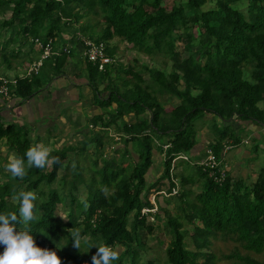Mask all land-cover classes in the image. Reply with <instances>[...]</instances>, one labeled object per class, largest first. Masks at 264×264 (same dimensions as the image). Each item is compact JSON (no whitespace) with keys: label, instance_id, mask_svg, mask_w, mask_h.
Returning a JSON list of instances; mask_svg holds the SVG:
<instances>
[{"label":"trees","instance_id":"trees-1","mask_svg":"<svg viewBox=\"0 0 264 264\" xmlns=\"http://www.w3.org/2000/svg\"><path fill=\"white\" fill-rule=\"evenodd\" d=\"M207 1L175 0L168 9L163 5L164 0H0V11L6 7L11 9V16L1 22L3 27L13 29L9 40L0 44L7 69L13 68L9 56H19L28 41L36 37L44 41L49 37L57 38L66 26L70 28L79 23L78 31L93 40L105 41L107 52L113 58H117L118 46L114 45L112 49L111 43L116 37L134 50L149 53L153 59L162 57V67L170 66V77L164 89L170 90L168 95L180 99L177 106L166 110L156 93L146 88L144 71L149 72L150 78L158 76L162 79L163 74H167L164 68L142 64L144 70V67L136 68L133 63L124 66L125 63L114 58L102 72L98 71L96 64L85 61L95 98L105 106L119 101L121 108L114 113L107 111L109 117H122L135 111L137 120L122 126L128 136L124 138L126 145L132 142L133 150L136 139L142 144L137 150L138 161L134 162L132 172L126 175L125 168L117 166L119 161L97 152L92 165L100 168L104 187L94 188L95 178L88 183L90 189L86 205L74 193L82 179H74L79 172L75 173L73 162L69 160L70 147L51 151L50 156L58 157L59 163H51L43 170L33 167L23 180L13 179L5 171L9 152L22 156L32 145L26 134L22 135V127L0 125V146L7 145L5 152L0 151V178H5L0 180V213L16 211L18 214L19 202L13 200L14 194L20 190L35 191L43 202H36L39 220L30 222L29 228L36 244L55 250L61 257V264H91L97 251L95 245L86 251L73 247L71 232L76 230L82 237L88 236L94 244L102 242L118 248L119 259L111 264H143L142 251L146 246L143 238L145 233L153 232L157 224L147 221L141 209L151 205L152 189L159 188L166 180L174 185L171 179L173 159L179 153L191 154L202 127L195 125L196 121L208 113L222 123L212 127L214 136L206 147L216 158L224 160L226 175L219 183L202 165L185 160L187 167L176 166L174 175L180 180L179 192L176 196L163 198L159 205L171 234L166 248L167 262L215 264V240L222 239L232 242L230 252L223 254V258L231 261L229 264H264V167L248 186L232 176L225 162L227 151L240 144L244 137L236 133L237 119H253L264 127V107L260 106L264 101V0H248V16L234 7L240 0H215L214 7L203 9ZM91 24L96 26V32H83V26ZM193 25L203 33L205 43L204 48L196 49H201L197 56L184 54L194 47ZM14 26H17L16 30ZM181 41L184 46L178 50L176 45ZM209 42H212L211 48H207ZM11 43H17V47L10 49ZM162 46L164 50H161ZM72 54L63 52L51 56L53 62H50L49 76L63 73V67ZM247 71L252 72V81L246 78ZM40 76L34 74L21 78L17 75V84L11 87V95L22 99L32 97L45 83ZM118 77H122V83L117 82ZM104 83H107L104 90L109 91L107 97H103V90L98 87ZM118 86L124 89V94L115 90ZM146 110L149 116L142 115ZM105 116L97 115L92 121L95 124L111 122ZM158 137L165 140L159 141ZM94 141L96 147L103 150L104 141L99 138ZM166 144L169 147L163 159L164 170L156 181L149 183L146 174L153 163L154 151L162 153ZM227 145L229 148L224 151ZM125 151L123 155L128 157L127 146ZM103 157L110 159L104 161ZM108 168H113V171L109 172ZM60 169H64L63 184L69 178L74 179L69 186L73 190L65 196L56 189L49 191L42 187L51 185L58 178ZM193 170L202 178L197 192L192 185L199 178L193 175ZM111 189L112 192L108 193ZM68 196L70 201L65 199ZM171 202H175L174 210L170 208ZM59 204L67 210L66 222L60 215ZM189 225L193 228L191 237L195 250L185 246ZM4 250L0 245V253ZM146 264H153V261L147 260Z\"/></svg>","mask_w":264,"mask_h":264},{"label":"crops","instance_id":"crops-1","mask_svg":"<svg viewBox=\"0 0 264 264\" xmlns=\"http://www.w3.org/2000/svg\"><path fill=\"white\" fill-rule=\"evenodd\" d=\"M82 36L89 38L84 35ZM114 45L115 44H113L112 42V49L115 47ZM119 51L120 48L117 49V58L120 61H123L122 58L124 57V55H122V53H120ZM37 53H39L38 50L36 52V55L30 54V58L28 59L29 62L25 64L26 66L23 65L21 67L23 70L29 63L33 62V60L38 57ZM114 58L116 57L114 56ZM86 60V58L79 55L77 50L73 52L71 58L68 59L63 67V73L56 76H49L50 74L44 76V85L47 86L48 89L51 88V92L46 93V91L44 90L45 86L43 85L30 98L22 99L18 97L17 99H14L11 106H4L2 109H0V125L7 127L11 124H15L16 126L21 127L16 122L19 120V124H23L24 127L27 126L25 134L31 145L42 143L52 150L70 147L72 149L69 152L70 162H72L73 160L75 161V157L78 156L84 149V147L80 146L81 144L84 146L85 144H89L91 147H96L94 139L98 138L104 141V146H107V150L105 152H108L109 149H111L113 151L110 152L114 153V151H116V155L118 156L126 153V146L128 148H131L132 142H129L128 145H126L124 138H128V136L127 134H125L122 126L124 123H132L137 120L135 111L125 113L122 117H113V119H111V116L109 117L107 111L114 113L121 108L119 106V101L118 103L116 101H113L110 106H105L103 105V102L95 98V91L92 89V86L89 83L88 72L85 67ZM91 63L98 66L97 63ZM128 63L132 64L133 62H127L124 64V66H129ZM106 68L107 67L101 70L98 67V71L103 72L106 70ZM114 77H117V75H115ZM117 82L122 83V77H118ZM106 86L107 83L98 85L99 90H104ZM108 94L109 91L104 90L102 95L103 97H107ZM160 94L161 93H159V95ZM161 95L162 96H158V99L162 107L166 108V110H168L169 108H173L180 103V99L176 97H172L169 95L165 98L163 94ZM164 99L168 100L171 103H164ZM69 111H72L70 117L74 113L79 114H75L73 118L68 120ZM101 114H104V116L107 115L105 116V119L111 122H103L102 124H90V127L95 130V133L88 134L89 130L88 128H86L85 121L93 120L95 116ZM142 115L149 116V111H144ZM207 116L215 117L211 113H208ZM216 119L218 121L220 120L218 118ZM219 123L222 122L219 121ZM235 124L236 129H238L236 130V133L240 131L239 129H244L246 133H244L245 135L244 137H242V141L240 144L234 147L232 146V148L227 151L225 159L229 157L233 160V164L229 163L228 169L230 170L232 176L235 178L236 169H232V166L238 165L235 168L241 166L243 167L244 163L242 159L249 157L255 161L254 163H256L253 164V172H256V174H258V172L264 167V162L259 164L260 157L256 156L257 153H255V151L259 150L261 143L264 142V127L259 124L258 121L253 119L244 121L237 119L235 121ZM103 125L107 126L105 127ZM203 128L205 129H201L199 133L200 139L198 138L199 141L196 144L194 150L191 152L194 159L203 158L206 155V146L208 145L209 140L214 136V132L210 131L208 129L209 127L204 125ZM4 140L5 139H2L1 141L4 142ZM0 147V151H6L7 149V145L5 144H2ZM10 152L11 154L14 153L13 151ZM104 155L106 156V153H104ZM129 155H137V159L139 156L138 153L133 150L128 152V157H130ZM158 156L159 158L161 157V151L155 150L154 157ZM161 203L164 204L163 202Z\"/></svg>","mask_w":264,"mask_h":264},{"label":"rangeland","instance_id":"rangeland-1","mask_svg":"<svg viewBox=\"0 0 264 264\" xmlns=\"http://www.w3.org/2000/svg\"><path fill=\"white\" fill-rule=\"evenodd\" d=\"M175 3V0H164L163 5L166 6L168 9H171L172 5ZM215 6V0H208L207 3L202 6L203 9H209ZM235 8L241 9L242 11H244L245 15L248 16V0H240L237 1L234 4ZM11 16V9L10 7H6L4 11H0V44L6 43L9 40V36L12 32V28L10 27H3L1 25L2 20L7 19ZM14 30H16L17 26H14ZM78 28H80V24H76L75 26H71L70 28H67V26L64 28V31H60L59 35L57 37L58 39V43L62 44L66 41L67 38L72 37L71 38V42L76 46L79 44V36L78 34H76L75 36L74 33L78 31ZM83 32H85L86 34H90L93 32H96L97 28L94 25H85L83 26ZM192 32L194 33V40H193V50L190 52H184L185 55L189 54V53H193L195 56L199 55V52L202 49L203 44H205L203 42V33L200 32V30L198 29V27L196 25L192 26ZM82 35H84L82 33ZM85 36V35H84ZM74 38V40L72 41V39ZM113 44L117 45L118 48H120V53H122V55H124V57L122 58L123 61H121L122 63H127V62H133V64H136L137 67L136 68H140L141 65L143 64H148L150 65L151 68H164L165 72L167 74H163V78L159 79L158 76H156V78H150V74L148 71H144L145 67H144V74H143V78H144V84L146 85V88L148 87V89H150V91L152 93H156L155 96L158 98V96H162L161 94H163L166 98V95L170 94V90L164 89L167 87V79H169L170 75H169V70H170V66H164L162 67L163 62L161 61L162 57H157L155 56V58L153 59L149 53L147 52H141V51H137L132 49L131 47H129L127 45V42L118 39V37H116L115 39L112 40ZM33 41L30 40L27 43L24 44L19 56H14V55H10V60L12 62L13 68L11 70H9V68L7 69L5 67V63L3 62L2 56H1V52H0V71L2 73V75H7V76H17L18 72L22 71L23 69L21 68L23 65L27 64L29 61L28 59L30 58V54H35L37 52V48L35 45H33ZM177 49L178 50H182L183 46H184V42H178L177 43ZM212 46V42L207 43V48H211ZM17 47V43H11V46L9 47L10 49ZM164 46L161 47V50H164ZM201 48L200 51H197L196 49ZM204 48V46H203ZM76 48L74 49L75 52ZM38 55V53H37ZM157 58H160L159 61L157 60ZM136 60H138V63L136 62ZM50 62H53V57L49 58L46 60L45 62V66L42 67V72L39 73V75L42 76L43 80H44V76L45 75H49L51 73V65ZM30 64V63H29ZM28 64V65H29ZM141 67V68H143ZM25 70V69H24ZM157 72V71H155ZM7 73V74H6ZM115 74V73H114ZM40 76V77H41ZM246 78L252 81V72L251 71H247L246 73ZM45 86V85H44ZM151 86V87H149ZM114 90V88H112ZM44 90L46 91V93L51 92V88L48 89L47 86L44 87ZM116 91H119L121 94H124L123 92V88L122 87H117L115 88ZM104 91V90H103ZM159 93H161L159 95ZM116 98H118L116 95H114ZM169 96V95H168ZM145 97V96H143ZM146 98V97H145ZM120 102H122L120 100ZM164 103L166 104H170L171 102H169L168 100L164 99ZM260 105L262 107H264V101L260 103ZM72 113V111H69V118L68 120H70L71 118H73L75 116V114H79V113H74L71 117L70 114ZM130 118V117H128ZM134 118V117H133ZM132 118V119H133ZM18 123L19 126L22 127L21 131H22V135H24L26 133V128L27 126L24 127L23 124H19L20 121H16ZM218 122L217 119L215 117H208L207 114H205L202 118L198 119L196 121L197 124L195 125H200L202 126L201 129H205L203 128L204 125L206 124L207 127H209L208 129L212 131V127L216 126L218 127ZM203 123V124H202ZM90 124H95V122H93L92 120H86L85 121V125L86 128H88V134H93L95 133V130L93 128L90 127ZM202 124V125H201ZM199 126V127H200ZM201 129H199L198 131V136L199 133L201 131ZM242 130V129H241ZM213 132V131H212ZM24 133V134H23ZM246 133V131L242 130L239 131L237 134L238 135H242L244 136ZM200 139V136L198 137ZM157 140L159 141H164L165 138L164 137H158ZM248 142V141H245ZM134 146H133V151L137 152V150H139L142 147L141 141L139 139H136L134 141ZM2 145V144H1ZM81 147H84V149L81 151V153L75 157V161L73 160L72 162V167L73 165H75L73 168H75V173L79 172V176L76 177L74 179H77V181H79L80 179H82L81 181H79L77 183L78 185V189L75 188L74 193L76 194V196L78 197V200H80L81 202H85V205L87 203V192L90 189V185L87 186L88 183H91L92 181H94L95 178V182H94V188L95 187H104L103 181H102V177L100 174V168H95L94 165H92L93 159L94 157L97 155V152L99 151V153H101L102 155L104 153H106L107 157L110 158H114L116 159V161H119V163L117 164V166H119V168L124 167L126 170V174H130L132 172L133 169V165L134 162H137V155L135 156H130L127 157L125 155H120L122 156L120 159V156L116 155V151H114V153H111L110 151H113L111 149H109L108 152H105L107 150V146L102 148H97V147H91L89 144H85L84 145H80ZM1 148V147H0ZM132 148V147H131ZM131 148H128L129 151H132ZM117 149V148H115ZM2 152H5V150H1ZM256 156H259V164L264 162V142L261 143L260 145V149L255 151ZM9 155H11V152H9ZM8 155V157H9ZM90 156V157H88ZM255 156V157H256ZM110 158H105L103 157V160H108ZM258 159V158H257ZM102 160V159H101ZM252 158L246 157L243 158L242 161L244 163V166L242 167H237L238 165L232 166V169H236V173H235V178L238 180H242L246 185H251L257 178L256 172H253L254 170V165L256 164L254 163L255 161L252 160ZM227 167H229V163L233 164V160L232 158L227 157L225 160ZM78 164V166L76 165ZM258 164V163H257ZM102 165V163H100V166ZM178 166L184 165L187 167L188 163L185 160H179L177 162ZM259 166V165H258ZM113 168H108L109 172H112ZM259 169V167H258ZM164 170V163L161 159V157H153V163L151 165V168L149 169L148 173L146 174L149 183H152L154 181L157 180V177L160 175L161 172H163ZM94 171V172H93ZM97 173H96V172ZM70 172H71V168H70ZM193 175L196 178H199L198 182L194 185H192V189L195 190L196 192L198 191L199 188V184H201V180L202 178H200V175L198 173H196V170H193ZM63 174H64V169H60L58 172V178L51 184V185H46L45 182L42 187L47 188L49 191L56 189L57 191H59L60 193H62L61 195L65 196L66 194H68L70 191H72V187H69L70 184H73L74 179L72 180V178L67 179L66 183L63 184ZM0 180H5V178L1 177ZM96 183V185H95ZM92 187V185H91ZM46 190V189H45ZM106 190V189H105ZM113 189H111V191H108V193H111ZM107 191V190H106ZM68 192V193H67ZM70 195V194H69ZM71 196V195H70ZM66 200L70 201V197H66ZM79 204V202H77V205ZM83 205V204H82ZM175 207V202H171L170 203V208L174 210ZM58 209L60 211V215L67 217V210L65 209V207L62 204L58 205ZM159 220H158V224L154 226V231L153 232H147L145 233V238H143V242L146 244L144 251H142V260L141 262H143V264H146L147 260H152L153 264H168L167 262V256H166V248L167 245L170 243L171 240V234L169 233L168 227H167V219L166 216L164 215V212H160L159 213ZM61 216V217H62ZM63 218V217H62ZM67 219L63 218V222H66ZM199 225H201V222L198 221L197 222ZM189 228V233L186 237V244L185 246L187 248L193 249L195 250V246L193 243V239L191 237V234L193 232V228L191 225L187 226ZM86 240H82L81 241V250L82 251H86L90 249V246H92L94 244V242L89 239L88 236H86ZM74 243V241H73ZM232 242H228V241H224L222 239H216L215 240V244H214V251H215V255H216V259H215V264H229L231 263V261L226 260L225 258H223V254L224 253H228L230 252V250L232 249L231 246ZM121 250L122 247L118 246ZM206 250V249H203Z\"/></svg>","mask_w":264,"mask_h":264},{"label":"clouds","instance_id":"clouds-1","mask_svg":"<svg viewBox=\"0 0 264 264\" xmlns=\"http://www.w3.org/2000/svg\"><path fill=\"white\" fill-rule=\"evenodd\" d=\"M51 151L48 146L37 143L30 146L22 156L13 153L8 157L5 171L13 179L23 180L33 167L43 170L51 163L60 162L58 157L50 156ZM13 200L19 202L18 214L16 211L0 213V245L5 248L0 253V264H61V257L55 250L36 244L35 236L29 228L30 222L39 220L36 202L40 200L42 203V199L35 191L20 190L14 194ZM71 236L74 238L73 247L81 250V241L87 238L82 237L79 230L72 231ZM94 245L97 246V251L92 256L91 264H111L119 259L118 248L102 242L92 246Z\"/></svg>","mask_w":264,"mask_h":264},{"label":"built area","instance_id":"built-area-1","mask_svg":"<svg viewBox=\"0 0 264 264\" xmlns=\"http://www.w3.org/2000/svg\"><path fill=\"white\" fill-rule=\"evenodd\" d=\"M79 36V44L74 45L69 37L62 44L58 43L56 37H49L48 40L44 41L39 37L33 39L34 45L39 51L38 57L31 62L25 70L18 73L21 78H29L34 74L41 73V69L47 59L53 55H60L63 52L68 54L73 53L74 49L78 51L79 55L83 56L87 60L93 63H97L98 67L103 70L107 64L114 61L107 52V44L104 41H96L91 38L83 37L80 32H77ZM75 50V51H76ZM17 76H10L0 74V109L4 106H11L14 99L11 95V87L16 86ZM224 149L226 151L229 147ZM164 151L161 153V159L165 158V151L169 147L168 144L164 145ZM192 153H179L173 159L171 168V179L174 185H171L168 180L161 184L159 188L152 189L150 194L151 205H145L141 209V213L146 217L147 221L158 224L157 215L160 213V200L165 197L176 196L180 189V180L174 175L176 170L177 162L181 159L188 160L190 162L202 165L205 169H209L210 176H213L217 182L221 183L226 175V168L223 165L224 160L216 158L215 154L211 149H206V155L203 158L192 159ZM161 175V174H160Z\"/></svg>","mask_w":264,"mask_h":264}]
</instances>
